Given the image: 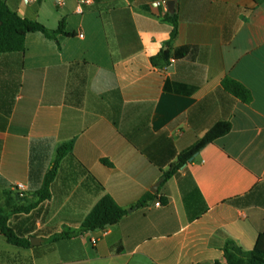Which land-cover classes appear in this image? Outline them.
Segmentation results:
<instances>
[{"label":"crops","instance_id":"0c3cea01","mask_svg":"<svg viewBox=\"0 0 264 264\" xmlns=\"http://www.w3.org/2000/svg\"><path fill=\"white\" fill-rule=\"evenodd\" d=\"M2 1L49 30L64 20L71 35L29 33L24 52L0 55V207L20 237L39 239L17 247L0 231V264H212L230 242L255 248L264 232V0H170L174 40L161 0H90L83 13L80 0ZM162 51L169 64L156 67ZM225 78L253 101L226 91ZM221 121L232 131L162 184ZM71 143L51 198L38 203L58 148ZM107 195L128 213L79 234Z\"/></svg>","mask_w":264,"mask_h":264},{"label":"trees","instance_id":"16d2710c","mask_svg":"<svg viewBox=\"0 0 264 264\" xmlns=\"http://www.w3.org/2000/svg\"><path fill=\"white\" fill-rule=\"evenodd\" d=\"M166 19L171 22L174 29L171 34V39L174 40L179 31V19L176 12L167 13ZM43 33L47 38L58 41L59 36H70L66 32V22L63 20L57 30H49L46 26L39 22H34L22 18L16 12L12 11L4 1L0 0V55L11 52H24L25 40L29 33ZM169 56L167 51H162L159 55L152 57V64L156 67H164L169 64ZM223 87L226 91L234 95L245 104H250L253 101L251 91L243 84L231 79L225 78ZM233 125L230 121H221L213 126L207 134L199 140L194 146L182 152L178 158L177 164L172 171L164 174L162 184L166 183L172 175L181 167L186 165L192 158L196 157L205 147L214 143L220 138L227 136L232 131ZM73 144L60 146L57 150L56 159L53 167L46 175L45 183L38 192L39 202H44L51 198V186L54 183L59 167L63 159L71 153ZM2 193L0 192V199ZM153 195L146 196L136 206L144 205ZM165 203L166 200H163ZM34 206L29 208H18L16 213H29ZM128 211L119 206L111 196H105L89 214L82 224L79 234L86 232L103 230L120 222ZM0 231L6 237L8 243L17 247H30L31 242L20 237L10 225V217L6 211L0 207ZM77 234V233H74ZM69 234H66L68 236ZM204 264V263H201ZM212 264H264V232L259 236L255 248L252 251L245 252L234 243L227 244L224 250V261H216Z\"/></svg>","mask_w":264,"mask_h":264},{"label":"built area","instance_id":"2783aa9c","mask_svg":"<svg viewBox=\"0 0 264 264\" xmlns=\"http://www.w3.org/2000/svg\"><path fill=\"white\" fill-rule=\"evenodd\" d=\"M34 0H24V2L26 4H30L31 2H33ZM161 5L165 8V10L167 11L168 10V7H169V2L170 0H161ZM62 3V2H59V4ZM87 4H90V0H80V6L78 8V11L79 13H83V5H87ZM82 37V36H81ZM170 63H173V60L170 61ZM14 190L17 191V192H24L26 190V187L25 185L23 184H17L15 187H14ZM157 206H160L161 203H157L156 204Z\"/></svg>","mask_w":264,"mask_h":264},{"label":"water","instance_id":"95a60500","mask_svg":"<svg viewBox=\"0 0 264 264\" xmlns=\"http://www.w3.org/2000/svg\"><path fill=\"white\" fill-rule=\"evenodd\" d=\"M169 10H170L171 13H174V10H175V1H170L169 2ZM193 160H194V158H192L190 161H193ZM160 185H161L160 183L157 184V186H155V188L153 189L152 192L153 193H157L158 188H159ZM35 241H39V239L38 238H31V244L32 245H35Z\"/></svg>","mask_w":264,"mask_h":264}]
</instances>
